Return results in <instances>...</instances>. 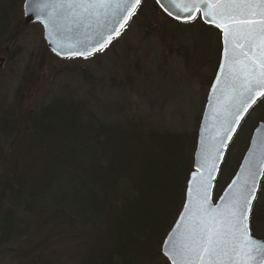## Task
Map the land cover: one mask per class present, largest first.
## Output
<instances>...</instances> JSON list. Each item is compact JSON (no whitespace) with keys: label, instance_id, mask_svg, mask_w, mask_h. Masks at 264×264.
Returning a JSON list of instances; mask_svg holds the SVG:
<instances>
[{"label":"trees","instance_id":"obj_1","mask_svg":"<svg viewBox=\"0 0 264 264\" xmlns=\"http://www.w3.org/2000/svg\"><path fill=\"white\" fill-rule=\"evenodd\" d=\"M15 5L0 0L2 32ZM156 7L142 1L138 9L147 27L155 9L165 23L180 25ZM0 110V248L21 237L23 215L30 245L23 264H43L68 233L78 239V264H169L162 243L184 203L196 132L127 116L107 122L90 101L74 97L23 114ZM255 214L252 233L264 238V219Z\"/></svg>","mask_w":264,"mask_h":264},{"label":"water","instance_id":"obj_2","mask_svg":"<svg viewBox=\"0 0 264 264\" xmlns=\"http://www.w3.org/2000/svg\"><path fill=\"white\" fill-rule=\"evenodd\" d=\"M171 18L202 21L221 33V57L200 122L184 205L163 241L170 264H264V239L250 215L264 177V122L254 129L235 175L217 201L214 186L251 107L264 96V0H155ZM141 0H25V23L39 22L61 58L103 50Z\"/></svg>","mask_w":264,"mask_h":264},{"label":"rangeland","instance_id":"obj_3","mask_svg":"<svg viewBox=\"0 0 264 264\" xmlns=\"http://www.w3.org/2000/svg\"><path fill=\"white\" fill-rule=\"evenodd\" d=\"M24 1L16 0L7 27L0 30V108L14 107L23 114L39 110L55 98L74 97L90 101L95 114L107 122L127 116L171 132H198L220 56L218 31L208 30L201 21L165 23L155 9L151 26L137 14L112 44L93 58L60 59L48 49L41 25L24 24ZM143 5L155 8L154 0H143ZM166 27L175 29L176 35ZM260 120H264V100L250 112L229 146L216 194L236 171ZM4 142L0 136V144ZM261 190L254 218L263 221L264 181ZM23 217L21 237L0 248V264L24 263L21 253L30 245ZM35 239L29 240L32 245ZM77 241L71 233L57 240L50 249L53 256L43 264H78Z\"/></svg>","mask_w":264,"mask_h":264}]
</instances>
